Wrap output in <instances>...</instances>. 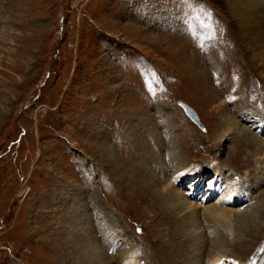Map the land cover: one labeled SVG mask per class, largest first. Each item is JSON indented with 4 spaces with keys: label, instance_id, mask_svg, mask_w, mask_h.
<instances>
[{
    "label": "rangeland",
    "instance_id": "374dc122",
    "mask_svg": "<svg viewBox=\"0 0 264 264\" xmlns=\"http://www.w3.org/2000/svg\"><path fill=\"white\" fill-rule=\"evenodd\" d=\"M242 1L0 0V264H82L104 228L139 264L220 247L264 264V61Z\"/></svg>",
    "mask_w": 264,
    "mask_h": 264
},
{
    "label": "bare ground",
    "instance_id": "6f19581e",
    "mask_svg": "<svg viewBox=\"0 0 264 264\" xmlns=\"http://www.w3.org/2000/svg\"><path fill=\"white\" fill-rule=\"evenodd\" d=\"M229 1H232V0H229ZM238 4H239L238 7H233L232 12H233L234 16L238 17V21L236 22V30H237V33L239 35L238 37L240 38L239 40H241V41L243 40L246 43V47H247L248 51L253 52V53H256V51H258L254 55V58L257 61H259V60L264 61V2L261 0H244L242 2H239ZM209 43H211V42H209ZM256 64H257V62H256ZM244 114L247 117H245V116L242 117V120L244 121V123L248 127L249 126L252 127V126H254L255 123H257V121H256L257 119L255 118L254 115H252V113L245 112ZM260 126H262L263 130H264V124L259 125V127ZM231 128L233 129V127H231ZM217 129H218V131H221L219 127H217ZM247 131L248 130H244L242 132L246 133ZM259 132H260L259 130L257 131V133L253 132L254 136L258 135ZM195 168L196 167L187 168V170L185 171L186 175H189V176L192 175L193 171H194L193 169H195ZM219 171L218 170L214 171L215 175L212 178V180L209 182L208 190L212 191L214 194L218 193V195H217L218 200L217 201L223 202L225 205H229L228 203L231 201L233 204L234 203V197L236 194L230 195V191L232 188H230V186H228L229 185L228 181H226L225 176L220 174ZM194 183L197 184L196 181ZM198 185H199V183H198ZM210 194L207 193L204 201L207 200V198H209ZM188 204L189 203H187V205ZM200 205H202V204L200 203ZM201 207L202 208H205V207L208 208L209 206L202 205V206H200V208ZM188 209H191V208L189 207ZM227 211L225 214H227ZM104 235L105 236L102 239L97 238L93 242L92 246L90 245V242H86V243H83L80 248L77 246L74 247L75 250L80 251V252H76V255H80V262L82 264H114V261H118V264H139L137 259L134 258L135 252L137 250L136 251L134 250V253L131 252V250H130V255H128L129 252L128 253L125 252L127 249L126 244L130 243V238H128L127 236L124 238L120 237V235H122V234H120V232L118 230H115L113 228H110V229L104 228ZM88 245H90V246H88ZM106 247L112 249L113 251L119 250V253H117V254L114 253L110 257V262H108ZM131 253H132V255H131ZM214 255H215V257H214ZM214 255H213V258L209 259L207 261V263H205V264H232L231 261L228 262V260H227L228 257L230 256L229 252L225 251V250L222 251L221 247L218 248V252L214 251ZM193 264H204V262L198 260L197 263L194 262Z\"/></svg>",
    "mask_w": 264,
    "mask_h": 264
},
{
    "label": "water",
    "instance_id": "95a60500",
    "mask_svg": "<svg viewBox=\"0 0 264 264\" xmlns=\"http://www.w3.org/2000/svg\"><path fill=\"white\" fill-rule=\"evenodd\" d=\"M180 105L184 109L186 115L192 120V122L195 123L202 130H204V126L200 120L198 113L187 104L181 102Z\"/></svg>",
    "mask_w": 264,
    "mask_h": 264
}]
</instances>
